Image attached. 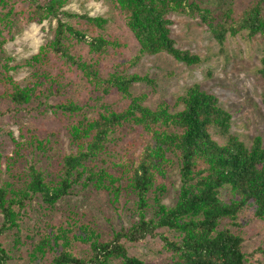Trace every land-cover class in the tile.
<instances>
[{
  "label": "trees",
  "instance_id": "1",
  "mask_svg": "<svg viewBox=\"0 0 264 264\" xmlns=\"http://www.w3.org/2000/svg\"><path fill=\"white\" fill-rule=\"evenodd\" d=\"M68 1L23 0L17 10L15 4L7 8V1L0 0L3 5L0 60L6 58L5 44L9 36L20 34L23 22L42 24L58 19L54 38L23 63L32 69L33 83L22 87L10 76L5 79L6 97L10 101L16 105L27 104L38 93L44 94L43 88L50 86L47 89L52 91L54 85L61 86L57 77L48 71L51 56L77 65L94 85L95 99L104 101L103 109L96 116L84 115L71 126V142L77 151L64 157L57 182L48 181L41 170L31 166L25 187L17 188L10 182L0 184V211L4 215L0 236L19 229L21 210L17 207L23 209L27 200L37 194L44 203L54 206L69 195L85 175L83 185H104L115 189L117 195L121 178L96 165L95 161L119 130H138L141 150L131 162L128 158L122 165L129 187L138 196L135 211L139 220L129 228L115 231L109 240L102 239L89 225H80L78 233L72 231V226L52 228L32 244L30 258L37 261L52 252L54 257L50 264H149L131 255L126 242L160 236L170 254L168 264H245L244 238L221 226L226 220L235 222L247 207L252 209L256 219L264 220L263 138L255 137L248 146L233 134L232 114L220 105L216 95L199 84L187 88L175 106L164 101L155 108L145 105L146 95L135 94L132 87L138 82L154 85L155 80L128 70L143 56L161 53L188 66L203 62L199 54L177 47L171 30L173 14L198 16L221 45L228 35L240 34L247 39L260 35L264 39V0H255L240 12L232 6L224 8L221 2L207 3L206 0H109L136 39L138 53L127 62H120L107 75L98 72L94 64L76 58L70 51V42L73 39L86 42L96 54L124 44L99 32L107 22L103 17L68 13L78 18L79 24L63 21L60 15ZM9 58L7 56V60ZM261 63L260 72L264 76V56ZM4 67L10 73L8 63ZM115 93L120 108L105 101ZM180 105L183 107L176 110ZM59 107L70 114L83 110L75 101ZM213 131L225 142L216 140ZM2 157L0 153V171ZM173 157L179 164L181 186L176 204L168 206L162 201L167 186L159 182V177L165 175ZM115 182L118 185L115 186ZM222 191L227 193V198H222ZM150 207L154 216L148 219L146 212ZM159 229H168L175 237L161 234ZM16 243H20L19 237ZM75 243L88 245L89 252L76 254ZM11 258L9 249L0 241V264H6Z\"/></svg>",
  "mask_w": 264,
  "mask_h": 264
},
{
  "label": "rangeland",
  "instance_id": "2",
  "mask_svg": "<svg viewBox=\"0 0 264 264\" xmlns=\"http://www.w3.org/2000/svg\"><path fill=\"white\" fill-rule=\"evenodd\" d=\"M6 1L7 8L15 4L17 10L23 3V0ZM254 1L206 0L207 3L221 2L224 8L232 6L236 12L249 7ZM2 6L0 3V10ZM68 13L105 18L107 22L99 32L124 44L111 46L107 52L96 54L90 51L86 42L75 39L70 42L71 53L81 61L94 64L98 72L107 75L120 62H127L138 53L136 39L109 0H69L60 18L71 21L76 26L79 19ZM171 19L172 37L177 47L199 54L203 62L188 66L167 53L145 55L128 72L149 75L155 83H135L132 91L137 95H146L144 104L152 108L162 101L175 106L187 88L199 84L204 90L216 95L220 105L232 114L233 134L248 146L252 145L257 136H261L264 143V76L260 72L264 39L260 35L252 39L240 34L228 35L221 45L198 16L173 14ZM57 25L58 19L47 20L42 24L23 22V31L13 38L9 36L6 41V58L0 60V153L3 156L0 184L10 182L17 188L25 187L30 179L31 166L41 170L48 181L57 182L64 157L77 151V147L71 142V126L84 115L92 118L103 109L104 101L95 99V87L83 71L77 65L54 56H51L53 59L48 71L57 77L60 87L54 85L50 91L47 89L50 86H47L43 88L44 94L38 93L30 103L23 105H16L6 97L5 79L8 76L22 87L33 83L32 69L23 66V63L54 38ZM7 56L10 57L9 60ZM5 63H8L10 73H7ZM117 96L115 93L105 101L114 108H120ZM70 101L77 102L83 110L70 114L59 107ZM182 107L180 105L176 110ZM213 134L220 143L225 142L215 131ZM140 150L138 130H119L95 161L96 165L121 178L117 195L115 189L104 185H83L85 175L71 193L54 206L44 203L41 195L37 194L27 200L23 209L17 207V210H21L19 229L7 231L0 236V241L12 256L6 264H50L54 253L37 261L31 259L29 253L32 244L52 228L72 226V231L78 233L80 225H89L102 239L109 240L115 231L129 228L139 220L135 211L138 196L129 187L128 175L122 164L128 158L131 162ZM159 182L167 186L162 195L163 203L175 205L181 186L176 158L173 157L172 162L167 165L165 175L159 177ZM116 185L118 183L115 182ZM221 196L225 199L227 193L222 191ZM146 213L148 219L152 218L153 208L150 207ZM3 222L4 215L0 211V227ZM235 222L226 220L221 227H228L244 238V251L247 255L245 264H264V220L256 219L252 209L247 207ZM158 232L170 238L175 237V233L168 229H159ZM17 237L20 243H16ZM126 246L131 255L138 256L149 264L169 263L170 254L164 248L160 236H147L139 242H126ZM73 249L78 255L89 252V246L83 243H75Z\"/></svg>",
  "mask_w": 264,
  "mask_h": 264
}]
</instances>
